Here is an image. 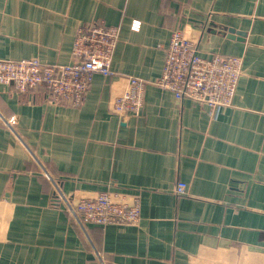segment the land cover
<instances>
[{"label":"crops","instance_id":"obj_1","mask_svg":"<svg viewBox=\"0 0 264 264\" xmlns=\"http://www.w3.org/2000/svg\"><path fill=\"white\" fill-rule=\"evenodd\" d=\"M96 21L119 27L113 74L79 106L0 83V264H264V0H0V59L68 64ZM176 29L243 58L217 115L154 84ZM130 76L148 81L138 116L112 107ZM53 180L73 202L135 194L141 218L83 231Z\"/></svg>","mask_w":264,"mask_h":264},{"label":"built area","instance_id":"obj_2","mask_svg":"<svg viewBox=\"0 0 264 264\" xmlns=\"http://www.w3.org/2000/svg\"><path fill=\"white\" fill-rule=\"evenodd\" d=\"M139 27L140 22L134 20L132 28ZM118 36V26L102 21L81 24L71 52L72 62L48 64L37 58L0 59V83L13 85L20 93L44 86L51 102L79 106L95 74H113L111 61ZM242 69L241 56L219 53L203 56L197 42L176 29L165 48L161 75L154 84L171 91L178 100L190 99L206 105L217 115L221 108L232 105ZM147 84L143 78L128 77L126 88L112 101L113 110L125 116L140 115ZM186 192V182H178L176 193ZM53 196L83 231L90 224H136L141 218L140 199L135 194L103 191L73 202L53 180Z\"/></svg>","mask_w":264,"mask_h":264}]
</instances>
